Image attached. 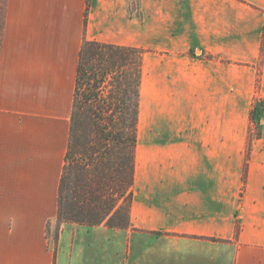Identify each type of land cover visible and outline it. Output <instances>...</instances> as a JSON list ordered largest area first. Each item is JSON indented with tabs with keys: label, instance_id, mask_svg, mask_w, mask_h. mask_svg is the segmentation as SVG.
I'll return each mask as SVG.
<instances>
[{
	"label": "crops",
	"instance_id": "obj_1",
	"mask_svg": "<svg viewBox=\"0 0 264 264\" xmlns=\"http://www.w3.org/2000/svg\"><path fill=\"white\" fill-rule=\"evenodd\" d=\"M135 2L0 0V264H264V0ZM85 39L144 50L130 226L56 239Z\"/></svg>",
	"mask_w": 264,
	"mask_h": 264
},
{
	"label": "trees",
	"instance_id": "obj_2",
	"mask_svg": "<svg viewBox=\"0 0 264 264\" xmlns=\"http://www.w3.org/2000/svg\"><path fill=\"white\" fill-rule=\"evenodd\" d=\"M143 54L138 47L83 41L59 186V222L130 226ZM262 109L257 103L252 110L256 123Z\"/></svg>",
	"mask_w": 264,
	"mask_h": 264
},
{
	"label": "rangeland",
	"instance_id": "obj_3",
	"mask_svg": "<svg viewBox=\"0 0 264 264\" xmlns=\"http://www.w3.org/2000/svg\"><path fill=\"white\" fill-rule=\"evenodd\" d=\"M132 6L135 7L136 6V2L135 0H132ZM139 9V7H138ZM3 16V10H0V21L2 19ZM1 25H0V33H1ZM251 133H250V143H252V140L255 137H258L261 135V129L258 126V124L256 122L252 123L251 129H250ZM64 224V222H59L57 219V223L53 224L52 226H49V235L53 238H58L59 234H60V230H61V226Z\"/></svg>",
	"mask_w": 264,
	"mask_h": 264
}]
</instances>
